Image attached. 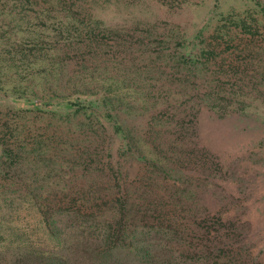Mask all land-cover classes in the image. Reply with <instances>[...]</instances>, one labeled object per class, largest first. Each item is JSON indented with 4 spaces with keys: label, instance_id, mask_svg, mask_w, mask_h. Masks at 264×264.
Wrapping results in <instances>:
<instances>
[{
    "label": "trees",
    "instance_id": "trees-1",
    "mask_svg": "<svg viewBox=\"0 0 264 264\" xmlns=\"http://www.w3.org/2000/svg\"><path fill=\"white\" fill-rule=\"evenodd\" d=\"M6 2L0 264H264V235L250 240L215 183L234 166L195 124L205 109L264 125V22L231 13L188 38L176 23L111 25L80 0Z\"/></svg>",
    "mask_w": 264,
    "mask_h": 264
},
{
    "label": "rangeland",
    "instance_id": "rangeland-1",
    "mask_svg": "<svg viewBox=\"0 0 264 264\" xmlns=\"http://www.w3.org/2000/svg\"><path fill=\"white\" fill-rule=\"evenodd\" d=\"M80 1L77 2L80 5H93L101 9L100 17L111 25H120L125 21L131 23L134 19L157 20L162 21V24L176 23L180 25L177 35L182 31L188 38L202 27H206L207 35L210 34L212 27L222 21L219 20L220 17L226 19L231 13L247 10L257 21L264 22L260 15V6L251 0H158L163 5L161 8L157 0H132L125 4L101 0L96 4ZM260 1L264 3V0ZM7 8L6 0H0V23L6 21L1 19V13L7 11ZM232 19L234 17H231ZM2 29L4 26L0 30ZM223 38L227 39V36ZM255 39L257 41V36ZM143 75L147 76L146 73ZM5 105L13 104L0 97V108H5ZM195 124L197 144L214 154L223 165L234 166L232 176L224 175L215 179V183L222 187L225 193L239 198L244 210L238 211L237 214L241 219L248 221L247 234L250 240L259 244L264 235V125L252 117L241 118L233 115L218 119L205 109L197 114ZM238 185L244 186L243 193L238 192ZM203 194L204 202L210 211L219 209L216 196L210 191Z\"/></svg>",
    "mask_w": 264,
    "mask_h": 264
}]
</instances>
